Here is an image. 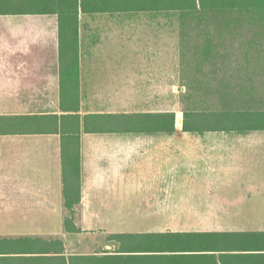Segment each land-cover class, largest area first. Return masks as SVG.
Returning <instances> with one entry per match:
<instances>
[{
	"label": "crops",
	"instance_id": "0c3cea01",
	"mask_svg": "<svg viewBox=\"0 0 264 264\" xmlns=\"http://www.w3.org/2000/svg\"><path fill=\"white\" fill-rule=\"evenodd\" d=\"M88 1L76 20L0 14V264H247L264 131L151 128L167 112L166 22L136 16L165 11Z\"/></svg>",
	"mask_w": 264,
	"mask_h": 264
},
{
	"label": "rangeland",
	"instance_id": "374dc122",
	"mask_svg": "<svg viewBox=\"0 0 264 264\" xmlns=\"http://www.w3.org/2000/svg\"><path fill=\"white\" fill-rule=\"evenodd\" d=\"M136 18L166 22L167 91L165 100L161 92V109L165 106L167 111H174L176 117H182L183 108L196 106L236 108L246 104V99L254 106L264 105V31L248 16L175 11L156 16L144 13ZM246 89H250V94L245 92ZM153 94L142 93L143 100L136 93L141 98L136 99V108L140 100L143 108H154L153 102L151 105L147 102ZM257 134L260 139L262 137L263 147V164L257 166V173L263 178L262 185H258L256 191L252 190L251 203L243 207L245 215L251 217L264 216V133ZM197 180L202 182L204 179ZM196 188L194 194L197 195L221 191L217 187ZM184 192L187 189L180 193ZM231 194L237 195V190L227 195ZM260 222V228H264V220ZM183 225L194 226V221H168V227ZM244 226L251 225L249 221H243Z\"/></svg>",
	"mask_w": 264,
	"mask_h": 264
},
{
	"label": "trees",
	"instance_id": "16d2710c",
	"mask_svg": "<svg viewBox=\"0 0 264 264\" xmlns=\"http://www.w3.org/2000/svg\"><path fill=\"white\" fill-rule=\"evenodd\" d=\"M94 1V0H90ZM88 0H0V14H51L57 13L59 19L76 20L78 7L82 9ZM104 4L112 3L120 11H179L196 14L223 13L233 17L244 14L259 24L264 31V0H103ZM206 56V54L204 55ZM250 89L246 93L250 94ZM246 104L236 107H194L183 108L182 131L204 132L225 131L246 133L264 131V105L254 106L249 99ZM202 104V103H201ZM200 104V105H201ZM203 105V104H202ZM149 115H145L147 117ZM151 128L172 133L175 130L176 115L174 111L165 114L150 115ZM160 120V121H159ZM147 119H144V123ZM148 127H143L146 129ZM65 204L70 206L72 200L79 197V171L72 169L64 172ZM75 197V198H74ZM66 228L74 229L69 221ZM247 251L241 260L247 264H264V232L246 234ZM4 243V242H3ZM9 249V248H8ZM0 249V254L11 253ZM1 258V257H0Z\"/></svg>",
	"mask_w": 264,
	"mask_h": 264
},
{
	"label": "water",
	"instance_id": "95a60500",
	"mask_svg": "<svg viewBox=\"0 0 264 264\" xmlns=\"http://www.w3.org/2000/svg\"><path fill=\"white\" fill-rule=\"evenodd\" d=\"M176 123L177 124H181L182 123V118L181 117H177L176 118Z\"/></svg>",
	"mask_w": 264,
	"mask_h": 264
}]
</instances>
